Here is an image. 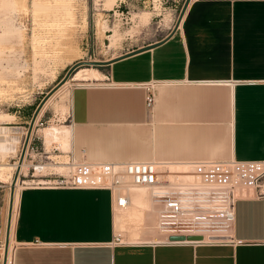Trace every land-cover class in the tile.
<instances>
[{
  "label": "crops",
  "instance_id": "1",
  "mask_svg": "<svg viewBox=\"0 0 264 264\" xmlns=\"http://www.w3.org/2000/svg\"><path fill=\"white\" fill-rule=\"evenodd\" d=\"M97 67L99 78L81 81L98 82L71 84L70 128H57H68L61 152L72 159L264 160V0H189L160 43ZM8 114L15 120L0 129L22 134L34 113ZM50 127L45 144L60 138ZM16 208L13 264H264V195L249 189L234 203L240 242L224 245L115 242V204L103 188L22 186Z\"/></svg>",
  "mask_w": 264,
  "mask_h": 264
},
{
  "label": "rangeland",
  "instance_id": "2",
  "mask_svg": "<svg viewBox=\"0 0 264 264\" xmlns=\"http://www.w3.org/2000/svg\"><path fill=\"white\" fill-rule=\"evenodd\" d=\"M2 1L4 0H0V100L6 101V104L0 107V113H34L43 99L46 101L55 92L52 99L45 105L38 117L37 126H35L36 136L42 138V135L44 136L42 129L45 127L55 126L50 127L52 130H45L49 135L60 126L69 127L68 95L71 83L98 82L93 80L71 81L70 84L60 88L80 67L101 69L89 64L80 65L70 72L71 75H68L65 82L57 85L71 64L77 61L109 60L162 39L179 22L184 0H112L108 10H101L102 7L105 8L101 5L105 0H75L77 19L81 13L79 11L82 10L85 12L86 19L85 26L78 29L70 24V19L65 16L67 14L61 10L59 4L62 5L63 0H25L23 3L18 0H14L15 2L5 0L15 6L16 10L11 12L4 8ZM38 1L43 4H41L42 8H40L41 5L35 8L34 3ZM98 13H101V17L105 20V34L107 35L105 37L99 36L96 27ZM143 13H147L146 19L141 18ZM15 27L19 28L15 29ZM18 34L21 35L18 36ZM75 35H77L76 38ZM84 38H86V44H84ZM69 39L71 42L79 43V49L84 52L80 58L72 59V56L68 55L71 44ZM16 102L19 107L14 105ZM5 123L7 122H3L1 126L11 125V121ZM66 129L68 128L56 130L60 140L63 136L68 137ZM15 133L18 142L13 146L16 150L6 155L0 153V163H15L21 158L24 133ZM59 139L53 140L49 146L47 144L46 146L47 148L51 145L58 146L60 151L55 153L60 156L57 159L65 160L66 156L63 155L66 154L61 150H66L67 147L64 146V141L62 145H59L60 142H57ZM35 142L38 144L40 140L37 138ZM81 150H74V157L78 158ZM82 158L75 159V161L86 160V155ZM24 162L29 166L31 158L26 157ZM17 177L21 186L32 179L30 174L21 172L18 175L16 170L13 173V181ZM12 191L13 187L9 180H0V264H4L2 251L8 246V203ZM121 236L124 240L123 233Z\"/></svg>",
  "mask_w": 264,
  "mask_h": 264
},
{
  "label": "built area",
  "instance_id": "3",
  "mask_svg": "<svg viewBox=\"0 0 264 264\" xmlns=\"http://www.w3.org/2000/svg\"><path fill=\"white\" fill-rule=\"evenodd\" d=\"M145 105L152 102L151 84L142 85ZM6 101L0 100V107ZM15 106L19 107L16 102ZM24 128L22 157L31 158L27 175L32 179L24 186L56 189H108L113 193L123 190L117 204L126 201L128 187H143L155 208V225L164 237L159 242L170 245L239 243L232 237L234 203L238 189H249L256 196L264 195V160L251 161H190L182 169H169L150 161L100 162L90 165L78 162L66 152L65 161L58 160V147L47 148L44 139L34 135L37 122ZM70 122V121H69ZM7 124V123H5ZM40 142L37 144L36 139ZM39 154V155H38ZM38 155V159H36ZM125 189V190H124ZM172 235H197L201 239L169 240ZM114 241L120 237L114 235ZM153 243V242H150ZM10 264H13L12 260Z\"/></svg>",
  "mask_w": 264,
  "mask_h": 264
},
{
  "label": "bare ground",
  "instance_id": "4",
  "mask_svg": "<svg viewBox=\"0 0 264 264\" xmlns=\"http://www.w3.org/2000/svg\"><path fill=\"white\" fill-rule=\"evenodd\" d=\"M4 1H2L3 2L2 4L6 10H8L10 12L16 10L15 6L12 5L13 3H8L6 1L5 2ZM18 1L20 3H23L25 0H18ZM39 2L40 1H38L36 3H39ZM29 3H30V1H29ZM31 3H32V1H31ZM36 3H34L35 8L36 7L38 8L39 7L38 5L42 4V3L41 4L40 3L36 4ZM111 3H112V0L103 1L101 3V5H103L105 8L102 7L101 10L110 9ZM42 5L40 6V8H42ZM59 6L61 7V10H63L67 14L65 16L66 17L68 16V18L70 19L69 22H71L70 24H73V27H75V29L82 28L85 26V24H86L85 12L81 9L82 11H79V13L80 12L81 13L79 15V18L77 19V16H76L77 8H76V1L75 0H63L62 5L59 4ZM40 8H39V10H40ZM146 17H147V13H143L141 16L142 19H146ZM96 27H97V30H98L100 37L107 36L105 34V20L101 17V13H98V16L96 19ZM18 28L19 27H15V29H18ZM10 31H12V30L10 29ZM75 31H77V30H75ZM20 35L21 34H18V36H20ZM76 36L77 35H75V38H76ZM111 36H110V40L112 39ZM113 39H114V36H113ZM69 40L71 42V39H69ZM75 40H77V39H75ZM112 43H114V42H112ZM78 44H79L78 42H74V41L71 42V44H70V47L68 49L70 54H68V55L72 56V59L80 58L84 54V52L79 49ZM70 75H71V73H70ZM100 76L101 75L98 73V71L96 69H94L93 67H80V68L75 70L71 79H69L67 81L65 80L66 82L64 81L65 83L62 86H60V88L70 84L71 81L81 82L82 79L99 78ZM71 84H79V83L75 82V83H71ZM38 113H37V115H38ZM37 115H36V117H37ZM36 117H35V120L38 119V118L36 119ZM13 118H12V116H10L6 112L0 113V123H3L5 121H11V120H13ZM45 135H46V133H45ZM17 139L18 138L16 137L15 132H13L11 129H0V153L3 155H6L8 153L14 152L16 150V148L13 145L17 144V142H18ZM53 140H56V138H53L52 141ZM52 141H51V143H52ZM51 143L49 140L46 141V144L48 146ZM60 143L61 144H59V143L58 144L59 145L63 144L62 142H60ZM3 161H5V160H3ZM130 161H134V160H130ZM136 161H138V160H136ZM140 161H145V159L140 160ZM83 162H86L90 165L100 163V162H91L88 160H83ZM101 162L121 163V161L120 162H117V161H101ZM150 162L161 163L163 166L165 165V167L168 166L167 168H169V169H182L184 166V163L178 164V163H174V162H166L164 160H160V161L151 160ZM27 167H28V165L24 162V159L22 157L15 163H9V162L0 163V180H2V181L9 180L10 183L12 184V187H13L12 195L10 197V202L8 201L9 202L8 203V205H9L8 229H7L8 246L5 249H3V251H2V255L4 258V264H10V262H11V253H12V247H13L12 244H13L14 219H15L16 211H17V208H16L17 193H18V190L22 187L19 183L18 177L15 181H13V173L16 170H17L18 175L21 172L27 173ZM148 192L149 191H147V189L143 188V187H128L124 191V193L126 194V196H125L126 201L123 203L122 206L117 204V200H118V198H120V199L123 198L121 196V194H123V190L122 189L117 190V192L115 191L113 193V208H114V204H115V211H114V222H115L114 227H115V232H116L115 235H118L122 241L125 240L126 242H134L135 243V242H147L150 240V242L151 241L159 242L160 240H162L164 238L156 229V225H155L156 215H154V218H152V219L149 218L150 216L148 215V210L150 209L151 205L150 206L147 205L148 200H147L146 194H148ZM120 232L123 233L124 240L121 238L122 236H121Z\"/></svg>",
  "mask_w": 264,
  "mask_h": 264
},
{
  "label": "water",
  "instance_id": "5",
  "mask_svg": "<svg viewBox=\"0 0 264 264\" xmlns=\"http://www.w3.org/2000/svg\"><path fill=\"white\" fill-rule=\"evenodd\" d=\"M188 2H189V0H184V1H183V4H182V6H181V10H180V16H182V14H183V12H184V9L186 8ZM180 16H179V17H180ZM177 24H178V22L172 27V29H171L170 32H172V31L175 29V27H176ZM170 32H169V34H170ZM169 34H168V35H169ZM168 35H166L164 38H166ZM164 38H162V39H160V40H157V41H154V42H152V43H148V44H146V45H143V46H141V47H139V48H136V49L131 50V51H129V52H126V53H124V54L118 55V56L112 58V59L109 60V61H90V62H88V61H77V62L71 64V65L67 68L66 72L64 73V75L62 76V78L58 81L57 85H59V84H61L62 82H64L65 79H66V78L68 77V75L70 74V72H71L72 70H74L76 67L80 66V65L89 64V65H93V66H98V65L107 64V62H110V61H112V60H114V59H117V58H120V57H123V56H127V55H130V54H134V53L139 52V51H142V50L149 49V48L153 47L154 45L160 43ZM44 102H45V99H43V101L39 104V106H38V107L35 109V111H34V114H33L32 118H31V120H30V126H29V129H28V133H27V135H26L25 143H26V141H27V139H28V137H29V133H30V131H31V125L33 124V121H34V119H35L37 113L39 112V110H40V108H41V106L43 105ZM23 151H24V149H22L21 157H22ZM168 239H169V240L201 239V237H200V236H197V235H188V236H183V235H172V236H169Z\"/></svg>",
  "mask_w": 264,
  "mask_h": 264
}]
</instances>
